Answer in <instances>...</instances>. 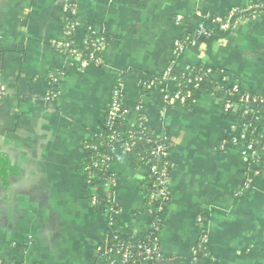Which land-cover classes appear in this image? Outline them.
<instances>
[{
	"label": "crops",
	"instance_id": "obj_1",
	"mask_svg": "<svg viewBox=\"0 0 264 264\" xmlns=\"http://www.w3.org/2000/svg\"><path fill=\"white\" fill-rule=\"evenodd\" d=\"M254 1L263 0H0L3 260L108 264L114 234L138 241L150 232L147 165L109 150V207L91 203L95 189L84 180L86 145L117 90L126 120L143 117L169 142L171 196L159 215L154 264H264V145L247 151L254 130L264 142V13L230 19ZM69 23L75 47L88 33L104 42L99 65L78 69L55 49ZM220 24L226 29L215 32ZM200 28L214 33L175 49ZM187 66L258 102L242 114L203 90L185 109L167 99L173 80L141 87ZM97 179L101 193L107 185Z\"/></svg>",
	"mask_w": 264,
	"mask_h": 264
},
{
	"label": "trees",
	"instance_id": "obj_2",
	"mask_svg": "<svg viewBox=\"0 0 264 264\" xmlns=\"http://www.w3.org/2000/svg\"><path fill=\"white\" fill-rule=\"evenodd\" d=\"M264 13V0L261 2H252L249 6L237 9L230 16L231 22L237 18L249 17L255 14ZM221 26V24H220ZM224 29L215 30V32H223ZM207 35H211L214 31H206ZM200 35L197 31L183 37L180 41L183 47L192 45L193 42ZM67 41L74 40V34L67 36ZM85 40L87 45L78 47L77 51L82 54V58L89 59L90 53L93 52L94 56H100L99 53H94L90 44L94 38L88 33ZM104 44V42H102ZM212 72L207 71L201 66L185 67L180 74H168L164 79V75L157 77H150L149 82L157 83L161 86L166 84L168 80H173L178 87L177 93L179 96L184 97V103L182 106L185 109H189L196 101L203 90H207L216 97L220 98L225 105L229 103L233 110L237 107L238 112L244 113L247 110L252 109L249 104L241 103L240 99L249 95L250 99L258 100L254 95L250 93L238 94L233 89H227L222 91L211 77ZM143 82V81H142ZM142 82L140 83L142 85ZM144 88V86H141ZM122 100V99H121ZM112 101L106 109L105 121L101 129L94 135L92 141L86 145L87 149V165L84 170V180L87 186L91 189H95L89 193V199L96 198L95 206H110L109 198L103 199V194L108 195L112 192L109 186H112L114 177L109 171L110 156L109 150L120 149L128 147L126 155H128L134 166L147 165L149 171L144 178V191L143 200L146 205V211L150 212L151 221L149 224L150 232L142 239L133 241L129 236H121L120 234H114L116 247L113 252L106 254L104 257L108 264H122L120 253L124 250H129L132 253L138 246L151 245L156 233L161 227L160 212L164 203H166L171 196V162L167 155V148L169 145L168 139L163 134L155 133L147 121L140 117L134 124H130L125 116L122 101H120V111L111 118ZM254 136L251 138V143L254 151H258L264 145L258 129L254 130ZM153 169V170H152ZM106 182V188L99 193L98 189L101 187L100 180L97 177ZM164 191L166 196H159L160 191ZM135 243L136 248H129L131 244ZM200 250H202L200 248ZM121 251V252H117ZM1 260H3L0 257ZM135 263L139 264H154L155 260H144L143 256L136 257Z\"/></svg>",
	"mask_w": 264,
	"mask_h": 264
},
{
	"label": "built area",
	"instance_id": "obj_3",
	"mask_svg": "<svg viewBox=\"0 0 264 264\" xmlns=\"http://www.w3.org/2000/svg\"><path fill=\"white\" fill-rule=\"evenodd\" d=\"M177 20H181V18L178 17ZM226 27L227 26L224 24H221V26H220L221 29H226ZM73 31H74V24L69 23L66 27L67 36H70L71 34H73ZM197 32L201 36L207 35L206 31L202 28H200ZM85 45H87V41L84 39L82 41L81 47L85 46ZM53 46L60 53L66 55L70 59L72 66L74 64H76L75 66L78 69H85V68L90 67V66L99 65L100 56H94V54L92 52V53H90L88 60L85 58H82V54L77 51L78 47L74 46L73 40L67 41L65 39L63 41L53 42ZM90 46L92 47L94 53L100 54L101 50L103 49L104 44L102 43V41L94 39L92 41V43L90 44ZM182 48H183V45H182L181 41H177L175 43V49L179 50ZM167 76H168V74H165L164 79H166ZM158 85L159 84H157V83H153V82H149V81L143 84L144 89H146V90L157 87ZM177 91H178V87L176 86L174 94L171 96H167V99L169 100V103H172V104L174 103L176 105L182 106V104L184 103V97L179 96ZM233 91L237 92L235 89H233ZM121 98L122 97H121L119 91L114 90L112 93V96H111L112 104H111V111L109 114L111 116V118H113V116L120 111ZM240 102L245 103V104H249V103L253 104V103H257L258 101L256 99H250L249 95H245L240 99ZM224 107L226 110H229L231 108V105L229 103H226L224 105ZM120 151L125 154L126 151H128V147H126V148L123 147V149ZM247 151L251 152V153L253 151V147H252L251 142L247 143ZM158 195L163 196V197L166 196V194L163 190L160 191L158 193ZM91 203L93 205H96V198H92ZM114 240H115V238H114ZM129 248H136V244L132 243L131 247H129ZM113 251H114V248L108 249L107 251L105 250V253H110ZM117 252L119 253L121 251H117ZM120 256H121L122 264H139V263H135L134 259L136 257H140V256H143L144 260H155L158 257L156 240L154 238L151 245L138 246L133 253L129 250H124L120 253ZM0 264H15V263L0 259Z\"/></svg>",
	"mask_w": 264,
	"mask_h": 264
}]
</instances>
